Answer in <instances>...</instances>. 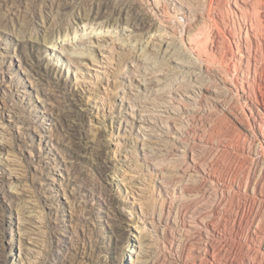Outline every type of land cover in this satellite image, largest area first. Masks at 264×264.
I'll use <instances>...</instances> for the list:
<instances>
[{"label": "rangeland", "instance_id": "374dc122", "mask_svg": "<svg viewBox=\"0 0 264 264\" xmlns=\"http://www.w3.org/2000/svg\"><path fill=\"white\" fill-rule=\"evenodd\" d=\"M258 262L264 0H0V264Z\"/></svg>", "mask_w": 264, "mask_h": 264}, {"label": "bare ground", "instance_id": "6f19581e", "mask_svg": "<svg viewBox=\"0 0 264 264\" xmlns=\"http://www.w3.org/2000/svg\"><path fill=\"white\" fill-rule=\"evenodd\" d=\"M109 30V29H108ZM111 32V31H110ZM109 31H106V30H103V31H91V32H87V33H82L81 35L78 36L77 39L74 40V38L72 39V42L74 44L76 43H80V42H85V43H90L92 46H96L98 47V49H101L102 47H104L103 44L105 43H101L104 41V37H110L111 33ZM115 33H113L112 35H114ZM111 35V37H112ZM117 35V34H115ZM114 35V36H115ZM92 38H94V40H91ZM194 38V37H193ZM191 39V38H190ZM195 39V38H194ZM190 41V40H189ZM64 44H70L68 43L67 41H64V40H60L58 41V44L55 45V50H59L60 52H62L64 55L66 54H72V52H68L64 47L63 45ZM71 45L72 47L76 46V45ZM193 43H191V41L189 42V46L187 47V51H189L190 53H193L195 52V48L193 47V45H191ZM207 47V46H206ZM198 50V49H197ZM207 52V51H206ZM79 53V52H78ZM78 53H75V54H72V55H77ZM201 54V53H200ZM199 54V55H200ZM103 55V54H102ZM198 55V56H199ZM104 56V55H103ZM196 56V55H195ZM202 57V56H201ZM200 58V57H199ZM144 78V77H143ZM138 82L139 84H143L144 80L142 78L138 79ZM196 91V90H195ZM194 90H190L186 93H183V96H185L187 98V100H189L190 102H197L199 100H201V98L203 100H205L202 96L204 95V92L203 91H199V92H195ZM131 93L134 94V91L133 89H131ZM206 96V94H205ZM122 98H124V95L122 96ZM125 99V98H124ZM126 101V104L128 105V109L123 113V115L121 116V120L118 121L120 122V126H123L125 124L128 125V121H132L134 122V124H136L140 130H142L143 133L155 138V142L158 143V144H163L164 142H169V141H178L180 136L178 135L177 132H171L169 130H167L165 128V125L163 123L164 126L162 127H159L158 129L155 128V122L156 120L158 119H161V118H164L165 114V110L164 109H156L154 107V105L150 104L147 102L144 103L142 101H138V105H135L133 103H131L129 101V99L127 98V100L125 99ZM184 103V102H183ZM186 104V103H185ZM167 115V114H166ZM120 117V116H119ZM167 118V116H166ZM157 120V121H158ZM164 122V119L163 121ZM161 122V123H162ZM145 152H148V151H145ZM205 172V170H204ZM210 173V172H209ZM238 173V172H237ZM236 173V174H237ZM206 174V172H205ZM202 175V174H201ZM212 181V180H211ZM214 182V181H213ZM241 215V214H240ZM239 215V216H240ZM203 217V215H202ZM201 217V218H202ZM237 218V217H236ZM205 219V218H204ZM209 219V218H208ZM240 220V219H239ZM242 220V219H241ZM208 221V220H207ZM196 222V221H195ZM206 222V220H205ZM210 222V221H209ZM207 224V223H206ZM213 224V223H212ZM240 224V223H239ZM244 224V223H243ZM206 226H209L208 224ZM240 226V225H239ZM242 226V225H241ZM257 226V225H256ZM210 227V226H209ZM208 230V229H207ZM206 230V231H207ZM206 248V247H205ZM200 249V248H199ZM218 250V249H217ZM226 250V249H225ZM206 251V250H205ZM221 251V250H220ZM213 252V251H211ZM256 252V251H255ZM254 252V253H255ZM215 253V252H214ZM219 253V252H218ZM225 253V252H224ZM219 255V254H218ZM208 256H211L210 257V261L213 262L214 260V256H213V253H210L209 250H208ZM216 256V255H215ZM240 256V255H239ZM253 256V255H252ZM236 257V256H234ZM217 258V256H216ZM242 258V257H241ZM208 259V258H207ZM218 259V258H217ZM231 259V258H230ZM256 259V258H255ZM215 261V260H214ZM258 261V260H257ZM217 262V261H216ZM256 262V261H255ZM135 263V262H134ZM259 263V262H258ZM195 264V263H193ZM213 264V263H212ZM222 264V263H221ZM261 264V263H259Z\"/></svg>", "mask_w": 264, "mask_h": 264}]
</instances>
